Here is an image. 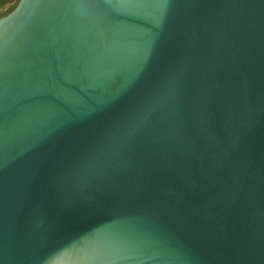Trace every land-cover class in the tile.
Listing matches in <instances>:
<instances>
[{
	"label": "water",
	"instance_id": "water-1",
	"mask_svg": "<svg viewBox=\"0 0 264 264\" xmlns=\"http://www.w3.org/2000/svg\"><path fill=\"white\" fill-rule=\"evenodd\" d=\"M0 264H264V0L0 17Z\"/></svg>",
	"mask_w": 264,
	"mask_h": 264
},
{
	"label": "flooded vegetation",
	"instance_id": "flooded-vegetation-1",
	"mask_svg": "<svg viewBox=\"0 0 264 264\" xmlns=\"http://www.w3.org/2000/svg\"><path fill=\"white\" fill-rule=\"evenodd\" d=\"M19 0H0V17L7 15L17 5Z\"/></svg>",
	"mask_w": 264,
	"mask_h": 264
}]
</instances>
